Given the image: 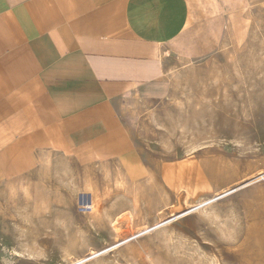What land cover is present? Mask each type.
<instances>
[{"label": "rangeland", "instance_id": "1", "mask_svg": "<svg viewBox=\"0 0 264 264\" xmlns=\"http://www.w3.org/2000/svg\"><path fill=\"white\" fill-rule=\"evenodd\" d=\"M257 2L173 47L164 93L126 103L135 157L83 169L56 157L0 191V264H264Z\"/></svg>", "mask_w": 264, "mask_h": 264}, {"label": "crops", "instance_id": "2", "mask_svg": "<svg viewBox=\"0 0 264 264\" xmlns=\"http://www.w3.org/2000/svg\"><path fill=\"white\" fill-rule=\"evenodd\" d=\"M247 1L0 0V191L56 157H135L126 103L163 94L172 48Z\"/></svg>", "mask_w": 264, "mask_h": 264}, {"label": "bare ground", "instance_id": "3", "mask_svg": "<svg viewBox=\"0 0 264 264\" xmlns=\"http://www.w3.org/2000/svg\"><path fill=\"white\" fill-rule=\"evenodd\" d=\"M132 173H133V175H136V169L132 170ZM87 186H88V187H91V188L93 187V185L90 184V182L87 184ZM188 196H189V195H188ZM94 202H95V201H94ZM94 205H95V204H94ZM122 215H123V214H122ZM121 217H122V216H121ZM123 219H125V218H123ZM126 219H127V217H126ZM126 219H125V220H126ZM129 219H130V217H129ZM116 223H117V222H116Z\"/></svg>", "mask_w": 264, "mask_h": 264}]
</instances>
